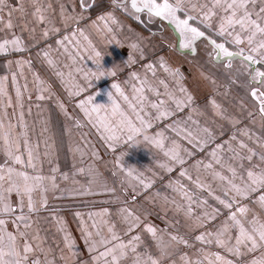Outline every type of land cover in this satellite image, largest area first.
Listing matches in <instances>:
<instances>
[{
    "label": "crops",
    "instance_id": "1",
    "mask_svg": "<svg viewBox=\"0 0 264 264\" xmlns=\"http://www.w3.org/2000/svg\"><path fill=\"white\" fill-rule=\"evenodd\" d=\"M7 3L8 7H5L4 11L0 13V16L3 17L0 22V42L19 37L24 42L25 50L0 55V81H3L7 93L5 96H0V120H3L6 127L9 122L18 125L20 114L23 112V121L27 126L29 141L33 146L39 145L41 157L36 161L37 173L46 177L54 176L57 185L54 191L49 186L50 190L45 194L47 205L31 214L32 227L28 230V240L33 251L28 254L29 264L32 260H39L41 264H45L46 261L51 264H97L92 257L98 255L100 251H104L105 248L98 244L95 252L89 251V246L82 235V228L85 225L93 233V239L97 241L101 237L111 238V233L108 231L110 226H114L115 233L120 237L119 242L127 244L133 236H140V240L134 242L136 251L133 252L131 247L126 249V255L121 258L120 264H136L138 255L140 264H143L149 254L153 258H158L160 264H196L197 261L208 264L204 254L216 252L226 259L233 260L234 264H250L251 260L258 259L264 253V249H257L249 253L244 246H241L243 255L237 257L226 252L214 242L206 244L187 240V245L175 242L172 249L162 255L151 234L145 231L146 225H152L157 229L158 237L162 235L165 239H171L169 234L174 236L172 233L174 231L162 227L160 221H163L180 230L192 229L195 236L207 232L215 233L228 219L231 212L239 206L248 209L246 216L242 218L246 227H249V222L256 218L264 222V208H261L257 203L258 197L264 195V190L251 193L246 199H238L232 209H227L214 199V196L217 195L222 199L226 198L222 190L226 186V182L214 178L213 170H206L201 166L197 172L193 167L197 161L210 162L209 153L215 149L216 145L231 141V137L235 135L236 140L231 141L233 148L239 151L238 142L243 141L257 155L251 161L247 159L233 160L231 159L233 153L229 152L225 145L223 151L218 155L221 156L226 167L222 169L219 165L214 164L215 171H220L223 175L230 177L231 173L227 171V165H231L237 169L238 177L243 176L247 179L248 169L264 168V162H261L259 158V154L264 152V148L260 147V140H264V118L261 117L258 107L248 94L247 87L242 86L247 77L238 74L239 71H242L238 60L233 62L232 69H228L223 62L209 57L208 53L211 52V47L203 39L197 42L198 52L196 55L186 50H178L173 47L178 41V36L167 25V22H161L158 19L149 22L146 14H140L142 19L137 21L121 8L114 7L112 0H94V3L93 0H88L91 6L87 11H82L79 0H38L46 17L44 23L38 22L34 15V0H7ZM21 4H23V12L12 11L11 17H9V9H20ZM61 5L64 6L66 12L74 16L82 13L84 18L81 20L63 19ZM73 6L75 7L73 8ZM261 6H264L261 0H256L257 11ZM128 9L131 12L130 3ZM108 12H111L118 21V24L108 21L109 26L113 29L112 32H108L104 28L103 22L97 19L98 16ZM9 19H11L12 28L7 27ZM190 23L200 27L206 32V35L217 39L218 42H224L223 38L216 36L217 21L215 19L211 29H205L199 19ZM45 28L50 33L47 39L42 35ZM53 28L59 29V31L54 32ZM78 29L83 31L87 40L80 35ZM73 32H76L75 39L71 43H65L72 56L76 57L75 62L56 43L65 35L71 37ZM133 43L138 44L139 49L143 50V57L139 50H133L130 47ZM226 46L232 47L230 44ZM42 50L50 51V58L55 61V68L50 67L42 56L37 55ZM77 51L79 52L78 56L76 55ZM95 52H99L100 57H95ZM129 56L135 60V63L129 60ZM88 57H93V59L90 60ZM161 57L165 58L171 68L180 69L181 83L193 97L192 104L182 110L176 109L172 95L177 99H186V96L179 92L176 79L159 67ZM95 60L99 61L101 66L99 69L94 63ZM10 61L12 63H9ZM16 61L30 62V66L29 63L18 65ZM148 64L154 66L155 75L147 69ZM76 69H81V71L77 72ZM56 71L64 73L63 83L61 78L55 74ZM100 71H104L106 74L101 76ZM113 71L115 72L114 76L107 75L108 72ZM93 72L96 75H93ZM133 72L138 74L139 80L132 78L131 73ZM69 73L72 74V78L69 77ZM85 73L88 74L87 79H85ZM13 75L16 77L15 84L12 81ZM37 76L43 81L42 85L38 84ZM205 76L209 79H205ZM4 77H7V80H4ZM73 78L75 84L84 89L80 96L69 95V89L77 90L74 87ZM145 78H147V83L143 86L144 91L134 93L133 85L141 87L140 80ZM233 79H236L237 83H232ZM161 80L168 85L167 89L160 83ZM212 80L215 81V84L211 83ZM113 83H118L121 86L124 93L136 106L137 111L140 110L141 103L132 98L133 96L144 97V111L140 114L144 116L145 120L150 121L152 126L144 129L138 135H133L131 140H128L130 133L120 123L124 117L119 113L113 115V106L108 100V93H112L113 98L121 105L126 116L137 127L143 128V126L136 120L135 113L119 93L112 89ZM17 86L21 92L19 101L16 96ZM40 88L45 89L42 93L45 96L43 100L37 99V96L41 94L38 91ZM166 91L171 95H166ZM88 96L93 97V103L86 105L90 117L77 107L79 101L86 100ZM9 98H11V106L8 104ZM210 98H214L221 106L223 117L216 115L219 110H214L211 107ZM160 101L165 102L161 106V110L166 108L172 114L157 120V109H153L151 105L159 104ZM60 104H63L64 110H61ZM95 105H103L98 114L92 111ZM75 112L82 120L76 118ZM189 115L192 120L188 119ZM100 118H106L111 127L115 129L118 139L106 142L102 138V130L98 131L97 127L93 126ZM77 120L81 121L86 128L77 127ZM192 121H196V123ZM169 125L173 127L170 128ZM204 127L213 132L214 141H210L201 151L200 147L188 143L185 133L191 131L194 135L203 137L204 133L201 130ZM173 128L177 130L182 128L185 132L178 135ZM16 131L19 132L21 129L17 127ZM244 131L248 132L251 139L242 135ZM157 133H163V136H157ZM103 135L107 136L108 133H103ZM258 137L260 140L257 139ZM161 139L164 143V150L154 142ZM95 140L99 142L103 150L97 147ZM45 141L48 145L47 156L43 155ZM128 143L131 145L129 146ZM177 145L180 155L185 159L183 166L175 164L164 155V151L173 149ZM118 147H121V150L116 152ZM22 152L26 158L23 148ZM103 152L114 155V157L102 158ZM188 152L192 154L189 156ZM241 154L245 157L248 155L246 150H243ZM4 160L5 156L0 151V164ZM188 161L195 163H188ZM240 164H243V168L240 167ZM112 165L117 170L116 174L112 170ZM161 165L171 167L172 171L169 172L167 167H161ZM79 168H84L85 173L80 174ZM53 169H57V171L53 172ZM90 169L96 177V182L91 186V194H81L83 188L88 186ZM183 169H187L192 176L191 181L187 177L180 176ZM28 171L29 174H36L32 169H28ZM126 171H130L132 176H139L140 180L145 183L150 182L151 186L144 188L132 176H128ZM65 174L68 176L66 180L64 179ZM197 176L201 183L211 186L213 195H209L207 188L205 190L196 188L193 181ZM118 177L125 188L118 182ZM177 181L179 183H176ZM170 182L171 187L169 186ZM236 182L239 183V179ZM105 185L108 189L115 191H105ZM180 185H183L191 195L194 192L202 191L203 194L198 195V200L203 199L208 202L207 205L201 207H197L194 203V214L202 215L204 211L217 209L215 219H209L202 227H197L193 220L186 218L187 201L181 194ZM40 197V192L34 194L38 207ZM11 200L15 206L18 202L15 193L12 194ZM177 206L180 208L178 209ZM125 207L140 217L139 226L132 228L131 231L128 230L129 223L132 222L131 219L125 222L122 215L119 214V210ZM105 209L107 214L89 217L90 213H103ZM77 213L80 215L77 216ZM5 219L8 220L7 230L16 233L12 218L5 217ZM174 221H178L180 225L173 224ZM94 222L95 227H93ZM61 228H64L74 241V248L71 251L65 246V231H61ZM21 230L23 229L21 228ZM97 232L99 235H96ZM237 234L235 228L231 229L230 235L233 237L231 243H235L234 237ZM18 244L22 246L23 239H18ZM73 253L75 254L73 255ZM99 264H103V260Z\"/></svg>",
    "mask_w": 264,
    "mask_h": 264
},
{
    "label": "snow or ice",
    "instance_id": "2",
    "mask_svg": "<svg viewBox=\"0 0 264 264\" xmlns=\"http://www.w3.org/2000/svg\"><path fill=\"white\" fill-rule=\"evenodd\" d=\"M264 4V0H261ZM80 7L82 11H87L91 6L88 3V0H79ZM94 3V0H93ZM113 6L116 8H121L125 13L132 15V17L141 21L142 17L140 14H146L149 22H154L159 20L161 22H167V25L177 34L178 41L173 46L178 50L190 52L193 55H196L197 42L202 39L206 41L207 45L211 47V52L208 53L209 57L223 62L225 67L232 69L233 62L239 61L242 71H239V75H244L247 77L244 85L248 89V94L250 95L252 101L258 107V112L261 117L264 118V6H261L257 11L255 8L256 0H112ZM130 3L131 12H129L128 4ZM35 4V13L38 22H46V17L43 14L42 8L38 4V0H34ZM8 7L7 0H0V13H2ZM50 7V5H49ZM75 6H73L74 8ZM19 10L23 12V4H21L20 9H9V17H11L12 11ZM61 17L65 20H81L83 15H72L71 13L66 12L63 5H61ZM97 19L104 24V28L108 32H112V28L109 26L108 21H111L112 24H118L116 17L108 12L104 15H100ZM199 19L200 24L204 26L205 29H211L213 27V20L217 21L216 24V36L223 38L224 42H218L217 39H213L210 36L206 35V32L201 30L198 26H193L191 21ZM3 17L0 16V22H2ZM67 26V25H66ZM8 28H12L11 19H9ZM52 31H59V29L53 28ZM80 35L84 36L82 30H79ZM49 30L44 29L42 35L43 38L47 39L49 36ZM155 35V33H153ZM76 37V32H73L71 37L65 35L63 39L57 40L56 43L58 46L64 49V52L69 54L73 62H75L76 57L72 56L69 52V49L65 42L71 43ZM87 40V36H84ZM230 38V39H229ZM78 43V41H77ZM90 44V42H89ZM232 45L228 47L226 45ZM91 46V45H90ZM130 47L133 50H139L140 55L143 57V50L139 49L138 44H131ZM25 50L24 42L19 37H14L12 39H5L0 42V55L9 54L10 52H22ZM38 56H42L47 64L50 67L55 68V61L50 58L49 50H42V52L37 53ZM76 55H79L77 51ZM95 57H100L99 52H95ZM92 60L93 57H88ZM129 60L135 63V60L129 56ZM9 63H12L11 61ZM18 65L22 63H29L27 61H16ZM94 63L99 69L101 66L98 60H95ZM67 67V65H65ZM159 67L162 68L166 73L172 75L176 79V83L179 85V92L186 96V99H177L172 95L173 102L176 105V109L182 110L186 106H190L193 102L192 95L188 90L182 85L181 79L182 74L179 68H171L170 65L166 62L164 57L159 59ZM147 69L150 70L153 75H155V68L152 64L147 65ZM77 72H80L81 69H76ZM58 77L61 78L63 83L64 73L62 71H56L55 73ZM96 75L95 72L92 73ZM101 76H104L106 73L100 71ZM87 73L84 74L85 79H87ZM107 75L114 76L115 72H108ZM202 75H204L202 73ZM132 78L139 80L137 73H131ZM69 77L72 78V74L69 73ZM38 84H43V81L40 78L36 77ZM205 79L209 77L205 76ZM4 80H7V77H4ZM12 81L16 83L15 75L12 76ZM74 87L76 91L69 89L70 96H80L84 91L82 87L78 84H75L73 78ZM147 83V78L140 80L141 87H136L133 85L134 93H142L144 91L143 86ZM167 89L168 85L165 84L163 80L160 81ZM211 83L215 84V81L212 80ZM232 83H237L236 79L232 80ZM26 87V86H25ZM112 89H115L117 93L123 98V100L128 104V107L135 113L136 120L139 121L140 125L143 126L137 127L133 121L126 116L124 111L121 109V105L113 98L111 92L108 93V100L113 106V115L119 113L124 120L120 123L123 127H126L127 131L130 133L128 140L133 138V135L140 134L144 129L151 128L150 121L145 120L144 116L140 113L144 111L143 108V96H133L132 99L137 100L141 103V108L137 111L136 106L130 101L129 97L124 93L123 89L118 83H113L111 85ZM45 89L40 88L41 94L37 96L38 100L45 99V96L42 94ZM150 90H152L150 88ZM166 95H171L165 93ZM7 95L4 87L3 81H0V96ZM159 95V93H157ZM17 100L21 99V92L19 86L16 88ZM93 103V97L88 96L86 100L81 99L77 107H79L86 116L90 117L89 110L86 105ZM164 101H160L159 104L153 103L151 107L157 109L156 119H162L170 116L172 113L170 110L164 108L161 110V106L164 104ZM9 106H11V98L8 101ZM209 104L214 110H219L216 112V115L223 117L224 113L221 109V106L216 102L214 98H210ZM59 107L61 110H64L63 104H60ZM103 105H95L92 108V111L99 113V109ZM65 114L67 115L66 111ZM5 115L7 113L5 112ZM251 116L252 113L250 112ZM189 120H192L191 115L188 117ZM231 119V118H229ZM196 123V121H192ZM238 122V121H234ZM76 126L80 127L79 121L76 122ZM97 127L98 131L102 130V138L107 141L116 140L118 137L115 135V129L111 127L110 123L106 118H100L96 124L93 125ZM19 127L21 131L17 132L16 128ZM172 128V125H169ZM174 131H177L179 135L181 132H185L184 129L173 128ZM46 131V129H45ZM204 133L203 137L194 135L191 131L185 133V139L188 140L189 144L200 147L201 151L208 145L210 141H214L213 132L204 127L201 130ZM103 133H108L107 136H104ZM157 136H163V133H157ZM242 135L248 136L251 139V136L247 131H244ZM260 140V138H257ZM236 136L231 137V141H235ZM231 141H225V144H217L215 149H213L209 156L211 161L204 163L203 161H197L193 167L199 172L201 166L206 170H213V177L219 179L221 182H226V186L222 189L225 199H222L220 196H214V199L223 205L227 209H232L233 204L238 200L246 199L251 193L264 190V168L259 170L255 168H250L247 170V179L243 176L238 177L237 169L231 165H227V171L231 173V176H225L220 171H215L214 164L219 165L222 169L225 168V164L222 161V158L218 153L222 152L225 145L228 147V151L233 153L231 159L241 160L247 159L251 161L257 153L250 148L243 141L238 142V149L233 148ZM158 147L164 150L163 140L154 141ZM45 143V152L44 156L48 155V145L47 141ZM111 147V145H109ZM260 147L264 148V140H260ZM26 152V158L22 152ZM79 150V149H77ZM243 150H246L248 155L245 157L241 154ZM0 151L3 152L5 160L0 164V264H29L28 254L33 251L32 245L28 240V230L32 227L31 214L36 213L40 210L41 207L47 205L46 193L50 190H56L57 185L55 183L54 176H43L37 173V164L41 157L39 152V145L33 146L28 138L27 126L23 121V112L20 114V121L18 125H13L11 122L5 126L3 120H0ZM187 151V150H185ZM191 152H188L187 155H191ZM95 155V153H94ZM164 155L169 157L171 161L175 164L183 166L185 164V159L180 155L179 146L177 145L173 149L164 151ZM261 162H264V152L259 154ZM19 166V167H17ZM161 167H167L169 172L172 171L171 167L166 165H161ZM240 167L243 168V164H240ZM28 169H32L33 173L29 174ZM57 169H53V172ZM78 172L80 174L85 173L84 168H79ZM128 176H132L130 171H126ZM90 177L88 181V186L83 188L81 194H91L92 185L96 182V177L93 175L92 170L88 172ZM180 176L187 177L188 180H192V176L188 173L187 169H183L180 172ZM133 179L141 183L144 188H149L151 183H145L143 180H140L139 176H132ZM64 179H68L67 174L64 175ZM239 179V183L236 180ZM176 183H179L178 181ZM197 189H208L209 195H213L210 185H205L201 183L199 176L196 180L193 181ZM171 187V182L170 185ZM181 194L184 199L187 201V207L185 209V216L188 219H191L196 223L197 227H202L209 219H215L217 209H212L211 211H204L202 215H196L193 211V204L195 203L197 207L207 205V200L203 199H194L183 185H180ZM105 191L114 192V189H108L107 186H104ZM175 190V189H174ZM36 192L41 193L39 207L37 202L34 199V194ZM18 197V202L14 206L11 200L12 194ZM175 203V201H173ZM257 203L261 208H264V195L258 197ZM178 209L180 206H177ZM26 209V211H25ZM248 209L246 207L239 206L235 211H232L228 216V219L224 221L223 225L215 232L201 233L197 235L195 239L201 243L212 244L213 242L223 248L226 252L230 253L233 256H241V246H244L249 253L254 252L257 249H264V222H261L258 218L253 219L249 222L250 226L246 227L243 217L246 216ZM107 214L105 209L103 213L89 214L91 218L92 215H102ZM119 214L122 215L125 222L129 223V231L132 228L139 226L140 217L134 214L128 208H121ZM80 213H77L79 216ZM5 217H11L12 222L15 224L16 233L7 230L8 220ZM230 222V223H229ZM95 227V222L93 223ZM21 228L23 230H21ZM235 228L238 234L234 237L235 243H231L233 237L230 235L231 229ZM65 231L64 228L60 229ZM109 233H111V238L101 237L99 241L93 239V233L88 229L87 225L82 228V235L84 236L85 242L89 246V251L95 252L97 245L104 246L105 250L100 251L98 255L92 257L94 261L99 264L103 260V264H120V260L123 256L126 255V249L131 247L132 251H136L135 241L140 240V236H133L127 244L120 241V237L115 233L114 226L108 228ZM145 231H147L153 237V241L156 244V247H160L163 236H157V229L152 225H146ZM99 235V232L96 233ZM171 239L177 241V243L188 244V241L183 237L171 236ZM18 239H23L22 246L18 244ZM65 246L71 251L74 248V241H72L70 234L65 231L64 236ZM115 242V243H113ZM203 251V250H202ZM75 253H73L74 255ZM205 259L208 260V264H234L233 260L226 259L219 252L216 253H205ZM110 259H107L109 258ZM214 257V259H212ZM182 259H184L182 257ZM31 264H41L39 260H32ZM45 264H51V262L46 261ZM136 264H140V256L136 257ZM143 264H160L158 258H153L152 255H147V258L143 261ZM196 264H202L201 261H197ZM250 264H264V253L258 258L250 261Z\"/></svg>",
    "mask_w": 264,
    "mask_h": 264
},
{
    "label": "rangeland",
    "instance_id": "3",
    "mask_svg": "<svg viewBox=\"0 0 264 264\" xmlns=\"http://www.w3.org/2000/svg\"><path fill=\"white\" fill-rule=\"evenodd\" d=\"M75 116H76V118H78L79 120H80V119L82 120V118H81L76 112H75ZM77 121H78V120H77ZM79 122L81 123L80 127L86 128L85 125H84V126L82 125V122H81V121H79ZM95 142H96L97 147L100 148V149H102V147H101V145L99 144V142H98L97 140H95ZM128 145L130 146L131 143H130V144L128 143ZM120 148H121V147H118V149H117L116 152L120 151V150H121ZM119 149H120V150H119ZM102 150H103V149H102ZM102 155H103L102 158H107V159H109V158H113V157H114V155L107 154V153H105V152H103ZM111 160H112V159H111ZM112 163H113V162H112ZM188 163H192V164H194L195 162H194V161H188ZM112 167H113V165H112ZM112 170H113L114 174H116L115 172H117V170H116L114 167L112 168ZM115 176H116V175H115ZM116 177H117V176H116ZM119 177H120V176H119ZM119 177H118V179H119ZM118 182L120 183V185H122V183H123L120 179H119ZM122 187H124V186L122 185ZM124 188H125V187H124ZM204 190H205V189H204ZM200 194H203L202 191L194 192V194H193L194 199H198V197H199L198 195H200ZM204 194H205V192H204ZM160 222H162V227H166V228H169L171 231H174V232H172V233L174 234V236H177V237H183L184 239H186V240H190V241H197V240L195 239L196 236H195L194 232L192 231V229L189 230V228H188V229L180 230V229H178L177 227L170 226V225H172V224H167V223H164L163 221H160ZM171 222H173V221L171 220ZM173 224H175V225H180L178 221H174ZM169 236L171 237L172 235L169 234ZM194 239H195V240H194ZM176 242H177V241H176Z\"/></svg>",
    "mask_w": 264,
    "mask_h": 264
},
{
    "label": "clouds",
    "instance_id": "4",
    "mask_svg": "<svg viewBox=\"0 0 264 264\" xmlns=\"http://www.w3.org/2000/svg\"><path fill=\"white\" fill-rule=\"evenodd\" d=\"M176 241L173 239H165L164 237L162 238V241L160 243V247L159 250L161 252L162 255L167 254L172 247L174 246V243Z\"/></svg>",
    "mask_w": 264,
    "mask_h": 264
},
{
    "label": "water",
    "instance_id": "5",
    "mask_svg": "<svg viewBox=\"0 0 264 264\" xmlns=\"http://www.w3.org/2000/svg\"><path fill=\"white\" fill-rule=\"evenodd\" d=\"M209 36V35H208Z\"/></svg>",
    "mask_w": 264,
    "mask_h": 264
}]
</instances>
